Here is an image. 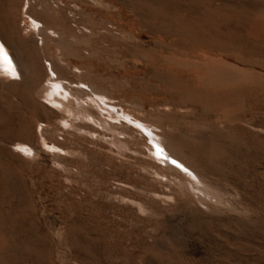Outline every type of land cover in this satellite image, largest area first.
<instances>
[{"label":"rangeland","instance_id":"obj_1","mask_svg":"<svg viewBox=\"0 0 264 264\" xmlns=\"http://www.w3.org/2000/svg\"><path fill=\"white\" fill-rule=\"evenodd\" d=\"M27 1L31 15L74 34L60 49L84 71L66 76L117 97L102 106L120 121L152 113L173 126L220 189L212 205L126 176L138 157L156 160L149 141L145 154L124 148L92 119L105 133L96 141L70 125L42 135L40 120L59 118L40 102L60 110L44 97L42 40L22 30ZM0 34L21 74L0 75V264H264V0H0ZM46 44L56 52L58 42ZM47 137L67 151L46 147ZM109 155L125 162L119 172Z\"/></svg>","mask_w":264,"mask_h":264},{"label":"bare ground","instance_id":"obj_2","mask_svg":"<svg viewBox=\"0 0 264 264\" xmlns=\"http://www.w3.org/2000/svg\"><path fill=\"white\" fill-rule=\"evenodd\" d=\"M24 5H23V14L25 16L24 21L26 25L22 27V30L24 28H29V36H34L36 38L37 44L39 42V39L42 40V43L39 46L41 47L42 55H41V61L39 62L38 66L40 67L41 70L45 71V78L43 81L44 82L46 81V83L43 82L42 84L45 93L44 97L47 101H49L51 105L55 106L57 109L60 110V112H58L57 110L44 104L43 102H40V106L43 109L47 110L50 114H52L56 118H59L58 124L51 123L50 121H47L42 118L43 120H40V122L45 123V127L42 129V135L44 133L49 134L50 128L62 129L60 125L63 126L70 125L72 127L74 126L77 130H82L90 135H95L96 139H93L89 136H86V138H89L92 141L94 140L96 141L98 135L101 134L103 135L105 133L100 131L98 127L89 124V122L87 123L84 121L85 119L87 120L92 119L103 128L105 127L110 131L117 130V133L120 134L121 136L116 137L115 135V137L118 138V140L120 141V143H122L124 148L133 149L135 151L145 154L147 152L143 149V147L147 146L149 141L152 144L153 154L156 160L153 159V156L152 159L138 157L137 164H134L133 167L132 166L129 167L130 169L126 167L128 169L127 172L125 171L127 173L126 176L131 177V174H137L136 175L137 177H140V179L142 180H146V183L149 186V189L151 190L155 189L153 188L155 183H159V185L160 184L162 185V188L167 187L169 189L168 191L169 193L165 192L163 194L165 195L172 194L176 197L175 199L177 200H187L195 204L197 202L196 200H198L200 201V203L206 206L212 205V201H213L212 198L214 196L219 195L218 193L220 192H218V190L220 189L216 188L215 185L213 186L210 183L209 179L205 175L206 173L200 171L201 169L199 170L194 165L195 163L193 164L188 159L189 156L187 154L186 157L184 153L185 150H187L188 146L185 144L183 140H181L182 136L180 138L179 137L173 138V136H171L170 132L171 130L173 131L172 128L173 126L171 124H165L161 119L160 115L155 117L152 113H148L147 116L145 115L143 117H139L138 115L135 114V112H127L128 114L134 116V120L128 118L127 123L123 122L122 120L120 121V117H121L120 113H117L119 111H117L116 115H114L107 108L108 106L106 104L108 102L107 103L105 102V101H109V99H115L117 97L113 96L106 89L95 86L94 84H92V82L89 83L81 79L73 80L68 76H66L67 72L72 73L71 75L73 74L79 75L84 71V70L82 71L83 68L79 67L78 65L69 64L68 60L64 58V56L62 55L60 49L59 41L61 40L65 41L66 39H69L70 36L75 38L74 34L69 33L70 31L69 30L67 31L66 29L61 30L60 28L59 30H56L55 28L47 25L48 23H45L39 18L31 15L29 13V8H30L29 1H27V3ZM11 37L12 39H15V36H13V34L11 35ZM48 40L58 42V44H56V52L54 53L47 52L46 42ZM0 49H2L0 50V75L8 78L9 80H17L18 79L17 76H19L21 79L19 66L14 56L12 46L9 43V41H7V39L4 38L3 35L1 34H0ZM64 70H66L65 71L66 73L64 72ZM102 103L103 104L106 103L105 105L107 107L102 106ZM109 104H111L112 106L111 109H112L113 104L112 103ZM95 105H97L101 110L107 109L108 110V113L106 111L107 115L105 114L103 118L100 117V113L98 114L94 109ZM132 108H134L135 111H138L140 113L141 111L142 112L144 111V108H142L141 105H138L136 103L132 104ZM124 112L125 111H123V114ZM78 118L82 120V123L73 122V120ZM108 118L111 119V121H109ZM116 120H119L120 123L116 124L113 122ZM136 120H139V122H143L144 124L139 123ZM130 123L138 126L139 128L141 127V129L144 130L145 133H143L140 129L136 130L133 126L130 125ZM145 123H147L148 125ZM144 134H146V136ZM73 135L78 137L79 134L75 132L73 133ZM45 140H46V144H45L46 147L52 150H56L55 152L58 151L57 152L58 154H60L59 153L60 151H67L65 150L66 147L65 148L63 147L64 144L61 145V141H59L58 139L47 137L45 138ZM18 142L28 145L22 149L24 154L29 155L31 151H34L33 145L27 142V140L26 141L18 140ZM159 146H162V149L163 147L166 148V150L170 152L171 158L165 156L163 151H160ZM152 147L151 148L149 147V149H152ZM189 153L191 152L189 151ZM15 154L21 158H24L23 154L21 155L20 153L17 152ZM109 158H110L109 165L112 167L111 168L112 171L116 172L121 169L120 168L121 166H125V162L119 159L118 157L109 155ZM148 176H150L151 181L148 180ZM117 180L121 181L124 184L127 185L130 184L131 186H134L132 183H130L131 178L129 181L127 180L125 181V179L124 180L117 179ZM153 191L158 192L156 190ZM159 193L162 194V192L160 191ZM216 193L218 195H216ZM152 198L153 197H151V200H153ZM140 202H142L141 199ZM225 202L227 206L228 204H230L227 201ZM235 208L236 207H234V210Z\"/></svg>","mask_w":264,"mask_h":264},{"label":"snow or ice","instance_id":"obj_3","mask_svg":"<svg viewBox=\"0 0 264 264\" xmlns=\"http://www.w3.org/2000/svg\"><path fill=\"white\" fill-rule=\"evenodd\" d=\"M0 50H2V49H0Z\"/></svg>","mask_w":264,"mask_h":264}]
</instances>
